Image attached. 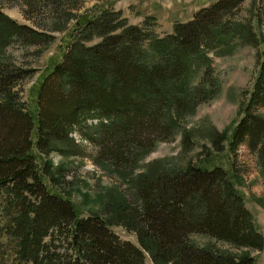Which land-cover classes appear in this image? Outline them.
Segmentation results:
<instances>
[{
  "label": "trees",
  "instance_id": "trees-1",
  "mask_svg": "<svg viewBox=\"0 0 264 264\" xmlns=\"http://www.w3.org/2000/svg\"><path fill=\"white\" fill-rule=\"evenodd\" d=\"M242 1H214L163 36L103 8L83 22V38L92 34L100 40L67 46L41 77L32 111L14 89L26 71L2 56L14 39L31 45L50 36L0 11V237L6 236L0 238V264H144L145 254L154 264H254L247 250L230 256L215 243L197 246L190 238L206 237L235 249L262 248L263 238L234 187L233 169L159 167L132 183L134 206L116 194L108 217H82L68 199L48 188L55 172L34 154H79V143L69 135L77 131L95 147L94 160L124 166L157 141L171 139L179 119L216 94L219 85L203 53L232 52L234 36L225 16ZM42 2L53 9L61 4ZM261 17L264 0L258 22ZM233 29L239 41L255 44L248 24ZM262 107L264 55L228 139L229 150L246 146L264 177V118L255 113ZM216 144V151L222 150ZM110 224L133 232L137 245L119 239Z\"/></svg>",
  "mask_w": 264,
  "mask_h": 264
},
{
  "label": "rangeland",
  "instance_id": "rangeland-1",
  "mask_svg": "<svg viewBox=\"0 0 264 264\" xmlns=\"http://www.w3.org/2000/svg\"><path fill=\"white\" fill-rule=\"evenodd\" d=\"M214 1L217 0H60V7L53 9L42 0H0V11L8 18L50 36L47 41L31 45H22L14 39L5 46L2 59L26 71L15 80L14 89L23 106L32 111L41 77L61 59L67 46L73 41L93 44L100 40L92 34L88 39L83 38V22L103 8L119 11L126 23L144 26L148 32L163 36L173 31L174 24L188 22ZM259 4L260 0H243L225 16L234 36L229 43L234 47L232 52L224 54L216 48L203 53L219 88L211 99L197 104L192 113L179 119L171 139L157 141L151 150L138 153L130 164L114 166L108 160H94L95 147L80 138L77 131H72L69 135L79 143V154L61 155L53 151L44 156L34 149L36 161L42 165L47 160L55 172L47 182L48 188L68 199L78 216L97 213L108 217L106 213L115 205L112 202L116 194L123 195L131 206L137 204L132 183L138 176L150 174L159 167L183 168L194 164L233 169L237 175L234 187L263 238L262 248L235 249L206 237L190 238L197 246L215 243L230 256L247 250L254 264H264V177L244 144L237 145L233 151L228 148L229 135L248 103L264 55V17L259 22L256 19ZM234 24L249 25L254 33L253 46L237 39ZM195 73L194 68L190 75ZM255 113L264 118V107ZM216 143L222 150L216 151ZM109 229L119 239L137 245L133 232L118 224H110ZM3 237L6 236L0 238L5 241ZM144 264H154L147 254Z\"/></svg>",
  "mask_w": 264,
  "mask_h": 264
}]
</instances>
